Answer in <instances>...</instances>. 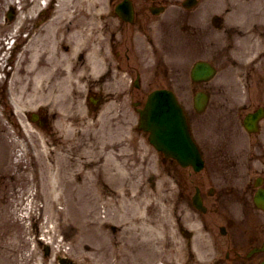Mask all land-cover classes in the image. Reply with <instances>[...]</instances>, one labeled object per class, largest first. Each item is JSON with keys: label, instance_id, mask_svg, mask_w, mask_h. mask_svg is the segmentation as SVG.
Here are the masks:
<instances>
[{"label": "flooded vegetation", "instance_id": "obj_1", "mask_svg": "<svg viewBox=\"0 0 264 264\" xmlns=\"http://www.w3.org/2000/svg\"><path fill=\"white\" fill-rule=\"evenodd\" d=\"M114 1L120 0H111ZM130 1L131 21L117 16L110 8L91 11L102 13L96 19L85 16L76 25L79 32L72 39L79 48L74 60L42 65L40 82L43 97L69 94L73 98L74 111L83 104L97 140L106 142L109 154L119 160L125 158V138L122 136L125 114L128 111L136 113L149 93L168 89L182 103L183 98L192 97L191 92L204 91L211 97L215 91V86L209 82L190 89L189 46L184 44L188 39L181 42L184 47L180 52L174 48L173 40L179 37L174 31L175 24L181 21L176 29L187 38L190 34L195 36V30L202 28L201 24L191 22L188 13L170 14L167 0ZM107 6L113 7L110 1ZM158 7L164 9L157 12ZM229 29L237 32L235 27ZM198 50L200 53L201 48ZM218 52L213 49L211 60L214 64L218 61ZM233 66L237 67L235 61ZM262 82V78L257 79L258 84ZM238 93L232 91L233 99ZM247 93L239 113L264 104V90L254 96L249 90ZM193 113H187L191 119ZM53 117L46 110L41 112L44 130H51ZM98 121L105 125L106 133L96 125ZM78 122L83 124L81 119ZM194 136L205 163L200 172L181 167L174 158L165 157L153 147L149 151L164 163V185L160 188L166 200L163 203L167 208L164 221L168 233L161 237L164 242L161 246L177 256L168 264H205L206 253L212 258L211 264H245V259L252 260L262 253L257 249L264 242V212L261 220L255 221L253 203L257 187H264V138L240 137L227 148L220 139L210 142L198 138L195 133ZM253 141L255 148L246 154L245 142ZM131 157L139 159L138 154ZM210 162L215 165L214 170L210 168ZM231 171L233 185L217 180V177L223 180V176ZM153 183L155 192L158 186ZM156 242L153 241L150 247L153 252L157 248ZM96 243H88L83 256L74 253L75 257H81L75 264H109L104 251L98 248L100 240ZM249 253L253 254L249 256ZM57 257L66 258V255L59 253ZM38 262L47 264L45 253ZM121 264H137V261Z\"/></svg>", "mask_w": 264, "mask_h": 264}, {"label": "rangeland", "instance_id": "obj_2", "mask_svg": "<svg viewBox=\"0 0 264 264\" xmlns=\"http://www.w3.org/2000/svg\"><path fill=\"white\" fill-rule=\"evenodd\" d=\"M18 1L19 0H0V27H2L0 28V38L7 36V39L5 40L6 46H9L7 43L8 40L17 39L12 45V49H9V47L6 49V56H10L9 61L7 60V69L4 72H0V88H5L4 92H0V101H3V103V98H7L5 93L9 96L12 95L16 101H20L23 97H26L29 99V102L31 101L32 103L37 101V98L32 97L33 94L26 92V72L24 66H20L19 72L16 74L13 72L11 75L10 73V71H12L14 68L13 61L15 60V57L17 54H20V50L24 48L23 40L26 32L27 30H30L29 28L33 24L32 11L31 15H28L30 18L22 25L23 28L22 31H20L21 29H19V26H17L16 22L20 19V17H24V9H21V3H18ZM215 1L218 7L217 11L224 6L233 5V0ZM35 2L36 11L38 10L37 7L39 6V1ZM252 3H255V5L257 4L256 2ZM10 7H12L15 11L14 18L12 22L6 23L5 13ZM228 8L229 10H232L231 7ZM58 9L59 7L55 6L54 2V5L47 10V14L53 16L54 19H60L61 16L58 13ZM58 19L56 21H58ZM25 24H28L29 26L26 28ZM222 36L223 41L225 39V49L228 50L230 57L231 50L229 45L230 43L233 44V34L223 33ZM41 38L42 37L39 38V41ZM25 52H29L27 47ZM27 53L25 54L23 50L22 59L24 58L26 60ZM21 62L23 61L21 60ZM8 76L9 79L7 84L2 82L3 79H7ZM17 79H22V83L16 81ZM2 109L3 107L0 106V264H9L12 257L10 252L15 251L19 242L18 237H64L63 234H65L70 224L76 225V232L72 237H83L80 232L83 228L78 225V223L72 222V220H74L71 216V213L74 211V209H72L73 206H70L65 212L62 211L60 214H55L52 217L51 212L46 211V202L42 200L40 193H38V186L35 185L37 176L41 172L46 173L48 171L44 167L46 160V163L57 162V165H59V162H61L60 159H63L64 155L66 153H70V151L51 148L50 153L47 152L45 154L44 152L42 157L39 154L41 157L39 160H37L38 158L36 157L33 161H28L30 155H32L35 151H38L39 132L35 129H33V131H28L29 134L27 136L25 135V137H21V140H19L21 141L20 143L16 135H14L12 129H9L6 125H4L5 120L1 114ZM128 120L129 115H127V121ZM213 121L214 114L209 113L200 118L199 127L202 131H206L211 126ZM26 141L29 142L26 143ZM68 141L71 142L70 140ZM73 142H77V146H74L73 151V153L77 155H85L87 148L91 146L89 145L91 144L89 140L77 138V141ZM9 143H15L16 147L21 146L22 149L20 147L19 148L21 149V153H23L24 156H18V148L15 149L17 154H13V156L11 155L8 158ZM65 146L66 145H64L62 148H65ZM50 147L55 146L50 145ZM38 152H41L40 149ZM157 196L160 195L157 194ZM30 201L33 202V206L31 204L28 205ZM55 207H57V204H55ZM91 229L94 230L95 237H98L99 227L94 226V228Z\"/></svg>", "mask_w": 264, "mask_h": 264}, {"label": "bare ground", "instance_id": "obj_3", "mask_svg": "<svg viewBox=\"0 0 264 264\" xmlns=\"http://www.w3.org/2000/svg\"><path fill=\"white\" fill-rule=\"evenodd\" d=\"M28 4H26L27 0H19L21 3V9H24L25 15L24 17H20V19L16 22L17 26L22 29V25L26 21V14L31 15L32 11L36 8V0H29ZM49 3L46 2V6L51 5L53 0H48ZM61 3L62 9L64 11L69 10L70 8H75L77 10L85 9V4L88 0H56ZM12 2V1H10ZM44 2L41 3V6ZM71 3L72 5H70ZM45 5L43 7H45ZM40 6V7H41ZM60 10V9H59ZM53 19L49 20V25L52 24ZM42 32V31H41ZM36 35V33H35ZM39 36L34 39L36 40ZM5 39L0 40V48L2 49L4 44L3 41ZM22 54L19 55L21 57ZM40 57L38 55H31L30 61H36ZM21 58L18 59V62H21ZM3 63L4 58L0 60ZM16 73L19 72V69H16ZM86 163H83L84 167ZM50 167V166H49ZM46 173H40L37 176L36 186H38V192L40 193L42 200L46 202V211L51 212L52 217L55 214H60L62 211H66L62 208L55 207V204L60 201L61 196L63 195L60 190V186L64 185L66 187V201H70L72 203L74 211L71 213V216L79 223V225L83 228L80 232L83 237L87 236V233L90 232L86 229V227L90 228L92 220L91 216L95 217V222H100L102 224L109 223L105 219L101 220L98 217V213L100 210H107L109 215L113 218L119 217L121 213V206L118 202V198L120 197L118 192L113 191L112 194H108L104 196L101 194L96 186L95 180L89 176L87 172L84 173L83 179L81 181H76L73 175L72 177H68L65 174L61 173L63 171V167L60 168V172H56L54 168L50 167ZM52 170V171H50ZM45 211V212H46ZM51 217V218H52ZM50 218V219H51ZM49 219V220H50ZM51 231V230H50ZM49 231V233H50Z\"/></svg>", "mask_w": 264, "mask_h": 264}, {"label": "water", "instance_id": "obj_4", "mask_svg": "<svg viewBox=\"0 0 264 264\" xmlns=\"http://www.w3.org/2000/svg\"><path fill=\"white\" fill-rule=\"evenodd\" d=\"M167 115L169 117L162 118L163 115ZM163 113L161 109H158L157 111H153L151 106H148L147 110L142 114V123L143 127L146 130H149L151 132H155V124L154 122H158L159 126L157 127L158 129L162 128L164 124H170L175 122V118L172 115L171 112ZM158 116V118H156ZM179 118V115H177Z\"/></svg>", "mask_w": 264, "mask_h": 264}]
</instances>
